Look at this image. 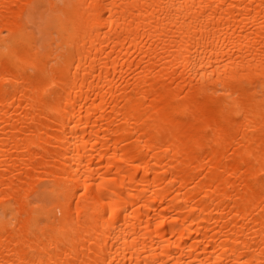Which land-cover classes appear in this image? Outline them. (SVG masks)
<instances>
[{
    "label": "bare ground",
    "instance_id": "obj_1",
    "mask_svg": "<svg viewBox=\"0 0 264 264\" xmlns=\"http://www.w3.org/2000/svg\"><path fill=\"white\" fill-rule=\"evenodd\" d=\"M0 264H264V0H0Z\"/></svg>",
    "mask_w": 264,
    "mask_h": 264
}]
</instances>
